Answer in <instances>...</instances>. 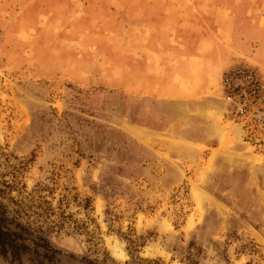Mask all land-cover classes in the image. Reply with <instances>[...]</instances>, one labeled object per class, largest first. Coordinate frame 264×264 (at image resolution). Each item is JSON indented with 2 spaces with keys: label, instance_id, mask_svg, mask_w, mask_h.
Returning <instances> with one entry per match:
<instances>
[{
  "label": "rangeland",
  "instance_id": "374dc122",
  "mask_svg": "<svg viewBox=\"0 0 264 264\" xmlns=\"http://www.w3.org/2000/svg\"><path fill=\"white\" fill-rule=\"evenodd\" d=\"M142 1L0 0V161L52 206L68 196L79 227L50 234L56 264H264V105L236 117L221 85L246 66L264 87V0H216V61L155 89Z\"/></svg>",
  "mask_w": 264,
  "mask_h": 264
},
{
  "label": "trees",
  "instance_id": "16d2710c",
  "mask_svg": "<svg viewBox=\"0 0 264 264\" xmlns=\"http://www.w3.org/2000/svg\"><path fill=\"white\" fill-rule=\"evenodd\" d=\"M221 85L228 100L227 110L236 117H246L252 109L262 111L264 87L255 69L243 66L223 72ZM20 170L7 160L0 161V258L9 264H24V259L31 264H56L60 250L50 242V234L65 224L75 229L79 224L66 212L68 196L60 195L52 206L41 195V191L47 190L44 185L25 190ZM128 238L126 242L132 250L142 245V241ZM81 260L86 264H103L83 257ZM139 260L161 263L159 259Z\"/></svg>",
  "mask_w": 264,
  "mask_h": 264
},
{
  "label": "crops",
  "instance_id": "0c3cea01",
  "mask_svg": "<svg viewBox=\"0 0 264 264\" xmlns=\"http://www.w3.org/2000/svg\"><path fill=\"white\" fill-rule=\"evenodd\" d=\"M142 2L130 4L133 7L130 15L142 17L141 27H135V46L144 60L152 89L167 83L177 85L181 64L200 72L203 62L210 58L216 61L218 44L230 36L232 19L225 3L216 0Z\"/></svg>",
  "mask_w": 264,
  "mask_h": 264
}]
</instances>
